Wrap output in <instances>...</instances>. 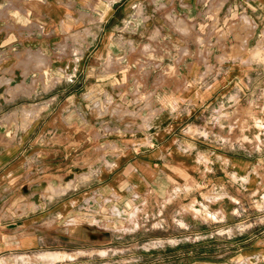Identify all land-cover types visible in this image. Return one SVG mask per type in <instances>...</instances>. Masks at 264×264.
<instances>
[{
  "label": "crops",
  "instance_id": "crops-1",
  "mask_svg": "<svg viewBox=\"0 0 264 264\" xmlns=\"http://www.w3.org/2000/svg\"><path fill=\"white\" fill-rule=\"evenodd\" d=\"M262 32L264 0H0V261L110 264L108 228L172 193L248 229L264 208ZM194 264H264V237Z\"/></svg>",
  "mask_w": 264,
  "mask_h": 264
},
{
  "label": "rangeland",
  "instance_id": "rangeland-1",
  "mask_svg": "<svg viewBox=\"0 0 264 264\" xmlns=\"http://www.w3.org/2000/svg\"><path fill=\"white\" fill-rule=\"evenodd\" d=\"M140 14L144 16L142 11ZM260 38L264 41V32ZM42 59L41 67H45L46 70L48 67L54 69L58 65L48 57ZM112 66V64L107 65L108 71H112ZM96 77L100 79V76L93 72L89 76L86 75L84 80L95 83ZM41 79L40 83L29 84L27 80L26 85H13L9 91L14 95L18 93L28 95L31 87L47 89L50 81H47L45 77ZM253 84L255 86V83ZM252 99L257 100L256 106L264 109V96L259 98L254 96ZM25 100L26 98L22 102ZM111 100L112 97H108L107 102ZM251 130L249 128L248 131ZM171 195L173 197L170 196L166 201L141 202L136 209L123 216L125 220L116 223V227L108 228L116 233V240L112 242L116 248V256L110 257V264L224 263L250 239L260 235L264 237V208L262 207L252 209L250 216L253 224L247 229L249 222L224 224L219 217L212 216L211 207L200 202L202 198H197L194 194L181 197L174 193ZM72 226L75 227L76 223ZM107 245L111 244L100 243L96 246ZM90 246L94 245L90 244ZM108 257L88 256L79 251L70 255L41 251L10 256L0 261V264H97L98 260L103 262V259Z\"/></svg>",
  "mask_w": 264,
  "mask_h": 264
}]
</instances>
